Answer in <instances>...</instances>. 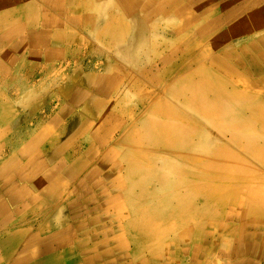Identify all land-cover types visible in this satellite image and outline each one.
Wrapping results in <instances>:
<instances>
[{
  "label": "crops",
  "instance_id": "0c3cea01",
  "mask_svg": "<svg viewBox=\"0 0 264 264\" xmlns=\"http://www.w3.org/2000/svg\"><path fill=\"white\" fill-rule=\"evenodd\" d=\"M31 1L40 6L39 0ZM107 4L117 12L102 7L107 18L101 33L108 35L115 54L131 60L148 54L145 58L160 60L155 64L161 67L160 78L153 76L152 68L137 75L113 67L95 73L77 71V84L60 73L49 80L53 85L44 90L43 99L49 114L42 125L27 132L23 126L21 131L6 129L10 135H0V241L23 231L16 250L29 242L26 246L35 250L29 264H81L83 250L97 245L99 237L105 239L102 236L108 257L102 256L101 264H264V106L253 105L248 93L264 87V76L253 80L264 75V68L255 70L241 60L249 50L264 60V0H108ZM36 26L50 29L36 32ZM60 26L61 21L48 16L26 27L31 38L17 49L7 47L10 53L0 57V66L27 47H33V56L49 59L45 69L66 58L62 45L76 44L78 51L79 37ZM198 41L208 44L210 51L195 53ZM157 45L169 52H157ZM204 59H211L218 72L205 67ZM194 64L193 76L184 75ZM170 72L177 81L170 90L185 97L180 105L167 98ZM202 77L217 78L239 102L217 109L213 92L200 94L196 89ZM234 78L248 92L229 90ZM29 94L26 105L39 107L40 101ZM24 105V100L17 103ZM74 110V116H66ZM246 110L249 118L243 114ZM63 116L69 119L65 130L56 126ZM31 118L30 114L16 122L23 125ZM201 118L214 128L222 124L221 132L230 133L233 145L219 144L205 134ZM3 123L0 120L1 130ZM57 136H71L73 143L79 138L83 152L73 161L68 156L57 160L65 150L57 139L50 144V138ZM24 168L29 170L22 177ZM8 184L23 189V194L14 193ZM155 226L157 239L149 237ZM3 257L0 246V264H10Z\"/></svg>",
  "mask_w": 264,
  "mask_h": 264
},
{
  "label": "rangeland",
  "instance_id": "374dc122",
  "mask_svg": "<svg viewBox=\"0 0 264 264\" xmlns=\"http://www.w3.org/2000/svg\"><path fill=\"white\" fill-rule=\"evenodd\" d=\"M56 1V4H55ZM54 2L50 3H42L40 4L42 8L44 9V13L48 14V16H53L54 18H57L59 21H61V26L59 27L60 30L66 29L68 32H73L77 37H79L80 42L82 43L80 49L78 51H74L77 48L76 44H67L66 46L62 45V51L66 52V58H62L61 60L56 62V65L53 67L46 68V64H51L49 59L47 57L41 56L40 54H37L36 56H33L31 52L33 51V47H27L24 50H16L13 54V57L9 59L3 60V71H2V78L0 77V91L3 94V109L0 111H3V120L5 123L1 125L0 129V135H5L4 131L8 129L14 128V131L19 130L21 131V126L24 127V132L27 131H34L40 125H42V121H45L47 115L49 114V105H47V102L43 100L46 98L44 96L45 89L47 90L49 87V80H51L54 75L61 74L59 77L61 78H68L71 80L72 84H77L78 80L80 79V76L75 75L77 74V71H94L95 72H102L104 70H110L114 67L115 70L122 69L124 73H129L130 71L134 72L135 74H143L144 72L149 73L147 70L144 71V69L152 68V74L153 76L157 75L158 77V69L161 68L160 65L156 66L155 64H159L160 60L157 59H147L148 54H137L135 55L134 59H128L123 57L120 54H115L114 49L110 45V40L108 38L107 34L101 33L104 25H105V14H103V6H110L107 7L109 11L117 12L116 8H113L108 3V0H55ZM86 3H89L90 6L86 5ZM59 4V5H58ZM103 14V18H100L99 15ZM171 14V13H170ZM110 16H115L110 15ZM67 22V25L65 23ZM176 24V23H175ZM66 26L68 28H66ZM50 28L46 27H34V31L36 32H42L44 30H47ZM105 30V29H104ZM99 32V33H98ZM171 40V39H170ZM85 41V42H84ZM8 45V46H7ZM6 46H3V52L7 51V47H11L10 44H7ZM196 48L194 52H209V46L206 43H201L198 41L196 44ZM157 52L160 53H166L169 52V49H166L162 47L161 45H157L156 47ZM184 49L179 50L182 52ZM41 53V52H39ZM8 55V54H7ZM6 55V56H7ZM64 55V56H65ZM90 57V60H87L86 58ZM152 57V56H151ZM47 60L49 62H47ZM175 61V60H174ZM172 61V62H174ZM184 62H188L191 65L193 64L192 60L187 61L184 60ZM203 65H207L208 69H211L215 72H218L216 68L213 67L212 60L211 59H204L201 62ZM33 65V68L31 66ZM152 65V66H151ZM49 66V65H48ZM44 67V69H43ZM191 67V66H190ZM195 64L193 65V68L191 67L188 70L184 71V75L189 74L191 75L195 70ZM144 71V72H143ZM80 73V72H79ZM195 74V73H194ZM221 74V73H220ZM264 75L256 76L253 78V80L257 81L258 79H262ZM186 77V76H185ZM49 78V79H48ZM48 79V81H47ZM227 79V77H226ZM48 82V83H47ZM176 79L172 77L171 72L168 75V96L169 101L174 104H179L183 99H185L184 96L180 97L177 96L173 90H170L171 88L175 87L176 85ZM60 83V80L58 79L56 81V86H58ZM53 85V84H51ZM228 89H236L237 91H244L248 92V88H245V84L241 85L237 79H232L230 84L227 85ZM53 88V87H52ZM252 88V87H251ZM252 92L250 95L253 96L252 104L253 105H260L264 106V87H253ZM28 91V92H27ZM27 93L35 98L36 101L39 102V107L30 108L26 105V96ZM256 95V96H254ZM30 99V98H29ZM24 100L25 105L23 107L17 106V103L19 101ZM43 100V101H42ZM29 101V100H27ZM54 109L57 110L59 108V104L54 105ZM53 108V107H52ZM51 108V109H52ZM33 113V114H32ZM76 110L74 112L67 113L66 116L70 114H76ZM33 115V118H31L33 121L24 123L23 125L16 121L18 119L26 118L27 115ZM244 116L247 118L250 117L251 113L246 110L243 112ZM18 117V118H17ZM20 117V118H19ZM61 124H57L56 126H61L62 130L67 129L65 127V123L69 120L67 117H62ZM30 120V119H29ZM200 128L205 132V134L210 135L212 139H215V141L222 145H233L230 142V133L221 132V129L219 128V125L222 126V124L217 125L216 128L208 125L205 122L204 118L200 119ZM69 125V124H68ZM7 134V133H6ZM15 133H13L14 135ZM10 135V134H7ZM26 135V133H25ZM249 135H256L249 133ZM260 135V134H259ZM6 137V136H5ZM4 137V138H5ZM10 136H8L9 140ZM53 139H57L60 143L59 144H65V150L61 151L60 155H57L58 158H64L65 156L69 157L70 161L75 160L84 149V145H80L79 138H75V143L72 141L71 136L63 137V136H57L50 138V144L53 141ZM71 139V140H70ZM9 142V141H8ZM6 143V142H5ZM70 144L72 146H70ZM8 145V144H7ZM5 145H3L4 147ZM244 154V153H242ZM8 155V151L4 153L3 157ZM248 160H252L250 158H247ZM69 161V160H68Z\"/></svg>",
  "mask_w": 264,
  "mask_h": 264
},
{
  "label": "bare ground",
  "instance_id": "6f19581e",
  "mask_svg": "<svg viewBox=\"0 0 264 264\" xmlns=\"http://www.w3.org/2000/svg\"><path fill=\"white\" fill-rule=\"evenodd\" d=\"M40 4L42 3H52L54 1L51 0H39ZM59 1V0H58ZM56 4V1H55ZM59 5V4H58ZM120 10V9H119ZM118 10V11H119ZM160 13V12H159ZM259 12H256V14ZM197 14V13H196ZM159 15V14H158ZM136 16V15H135ZM47 15L43 12L42 6H38L31 0H0V57L1 58H7L10 53V48L6 49L7 51L3 52V42H8L12 47L17 49L18 47H21L23 45V42L25 43L28 39L31 38V35H27L25 33L26 27L34 26L36 24H39L42 21H45L47 19ZM258 17V15H254L253 18ZM259 18V17H258ZM142 22V21H141ZM136 23V22H135ZM140 23V21L138 22ZM248 23V22H247ZM143 24V23H142ZM191 24V23H190ZM125 27V26H124ZM249 28V27H248ZM125 29V28H124ZM123 30V29H122ZM183 30V29H182ZM181 30V31H182ZM185 30V28H184ZM183 30V31H184ZM107 31V30H106ZM133 32V31H132ZM188 32V31H187ZM191 32V31H190ZM179 34V33H178ZM187 34V33H186ZM184 37V36H183ZM186 37V36H185ZM36 38V37H35ZM118 44V42H116ZM126 42H124L125 44ZM120 44V43H119ZM119 46V45H118ZM124 46V45H123ZM125 47V46H124ZM122 48V47H121ZM246 50V49H245ZM247 51V50H246ZM252 52L251 50L247 51L245 54L244 63L255 70L264 68V60L262 59V54H258L257 56H253L252 54H249ZM256 52V51H255ZM262 52V51H261ZM8 54V55H7ZM7 55V56H6ZM217 66L219 65L218 62H215ZM0 68H3L0 66ZM264 72V71H263ZM215 79V80H214ZM214 79H208L203 78L200 80V82L196 85V89L200 90L201 93L207 92H213L215 94L216 99V108H220L223 110L224 106L231 105L232 102L238 103L239 101L236 100L238 96L236 94L226 93L224 90H226L225 85H223L217 78ZM198 86V87H197ZM234 90V88H232ZM209 90V91H208ZM211 94V93H210ZM250 94V93H249ZM248 94V95H249ZM233 97L234 100H230L229 97ZM250 97V96H249ZM247 101V100H246ZM202 106V101L200 102ZM242 105V104H241ZM249 105V104H248ZM239 107V106H238ZM247 107V106H246ZM252 108V107H251ZM250 108V109H251ZM234 109V108H233ZM236 109V108H235ZM234 109V110H235ZM237 110V109H236ZM253 112V111H252ZM255 113V112H254ZM257 117V116H256ZM260 117V116H258ZM0 120H3V118L0 117ZM263 120V119H262ZM250 121V120H249ZM253 124V123H252ZM227 126V125H226ZM256 126V125H255ZM254 127V126H253ZM256 128V127H255ZM259 131V130H257ZM263 132V131H262ZM258 134V133H257ZM148 137V136H147ZM245 138V137H244ZM242 140V139H240ZM135 141V140H133ZM200 141V140H199ZM131 142V141H130ZM263 150V149H262ZM260 152V151H259ZM262 152V151H261ZM250 157V156H249ZM10 163V162H9ZM1 167H3V164H0V199H3V173H1ZM147 168V167H146ZM28 168H24L20 172V176L25 177L27 175L26 171H28ZM150 171V170H149ZM150 173V172H149ZM148 173V174H149ZM232 173V172H231ZM139 174V173H137ZM145 174V173H144ZM151 175V174H150ZM144 176V175H143ZM138 179V178H137ZM145 179V178H144ZM130 182H132L130 180ZM134 182V181H133ZM128 183V182H127ZM30 185V184H29ZM141 185V184H140ZM131 186V185H130ZM134 186V185H133ZM132 186V187H133ZM8 187L10 190H12L14 193L18 194L19 196L23 194V189H16L14 184H8ZM138 187V184H137ZM141 187V186H140ZM155 187V186H154ZM146 189V188H145ZM147 190V189H146ZM148 191V190H147ZM147 194V193H146ZM253 198V197H252ZM263 202V201H262ZM249 206V205H248ZM154 208V207H153ZM257 208V206H256ZM264 208V207H263ZM157 210V209H156ZM3 211V202L0 203V220L1 218V212ZM150 213V212H149ZM154 214V213H153ZM135 220V219H134ZM131 221V220H130ZM164 221V220H162ZM169 221V219H168ZM161 222V221H160ZM152 223V222H151ZM168 223V222H165ZM164 223V224H165ZM172 223V222H171ZM128 224V223H127ZM133 224V223H131ZM154 224V222H153ZM156 226H159V223H155ZM159 224V225H157ZM162 224V225H164ZM167 225V224H166ZM170 224L168 223V226ZM128 226V225H127ZM154 226V225H153ZM155 226V227H156ZM161 226V225H160ZM129 227V226H128ZM162 227V226H161ZM165 227V226H164ZM145 228V227H144ZM160 227H158L159 229ZM157 227L154 228L155 232L153 230L152 233H149V237L151 238H160L159 232L156 231ZM161 230H164L160 228ZM128 230V229H127ZM136 230V229H135ZM148 230V227H147ZM126 231V230H125ZM128 232V231H127ZM130 233V232H129ZM24 232L23 231H16L12 233L7 239L0 241L1 251L4 249V260L7 262L8 260L11 261L10 264H29V259L34 256L35 250H31V247L22 246L18 251L16 250V245L19 244V240H22ZM130 235V234H129ZM163 235V234H161ZM97 236V235H95ZM131 236V235H130ZM135 236V235H134ZM158 236V237H156ZM105 239H101L99 237V242H97V245H94L92 248H87L83 250L81 253L82 255V262L81 264H101L99 263V259L102 256H107V252L105 253V240L106 237L102 236ZM147 238V237H146ZM133 239V237H132ZM137 239V238H135ZM74 240V238L72 239ZM138 240V239H137ZM140 240V239H139ZM138 240V242H139ZM64 239L61 238L60 242L63 243ZM97 240L94 239L93 242H96ZM104 245V246H103ZM102 250V252H100ZM37 253V250H36ZM105 257V258H106ZM44 264V263H40ZM45 264H54V262L49 263L46 261ZM72 264H79L78 262H73Z\"/></svg>",
  "mask_w": 264,
  "mask_h": 264
}]
</instances>
